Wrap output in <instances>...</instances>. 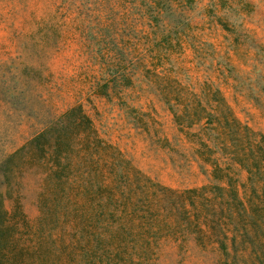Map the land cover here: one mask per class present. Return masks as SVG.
I'll use <instances>...</instances> for the list:
<instances>
[{
    "label": "rangeland",
    "instance_id": "obj_1",
    "mask_svg": "<svg viewBox=\"0 0 264 264\" xmlns=\"http://www.w3.org/2000/svg\"><path fill=\"white\" fill-rule=\"evenodd\" d=\"M259 74L264 0H0V164L80 105L98 136L152 181L178 191L212 183L166 98L218 89L233 114L264 135ZM231 174L246 180L236 165ZM46 177L41 163H23L9 184L0 171L11 220L36 228L44 244L48 227L71 238L87 216L85 198L74 202L77 185L69 195V181ZM152 250L148 264H224L219 250L191 235L161 237Z\"/></svg>",
    "mask_w": 264,
    "mask_h": 264
},
{
    "label": "trees",
    "instance_id": "obj_2",
    "mask_svg": "<svg viewBox=\"0 0 264 264\" xmlns=\"http://www.w3.org/2000/svg\"><path fill=\"white\" fill-rule=\"evenodd\" d=\"M221 24L229 30L226 21ZM232 67L224 64L227 72ZM219 92L166 98L175 125L188 129L211 167L212 183L182 191L152 181L122 158L98 136L80 105L35 134L0 164L4 183L23 163H41L46 179L69 181V195L77 185L74 202L85 198L86 222L67 239L55 225L48 227L44 244L35 239L36 228L30 233V225L11 220L0 189V264H148L157 239L175 233L214 246L224 264H264V135L243 124ZM25 153L30 156L23 162ZM235 165L246 173L243 183L231 174ZM25 235L31 236L28 242L22 241Z\"/></svg>",
    "mask_w": 264,
    "mask_h": 264
}]
</instances>
